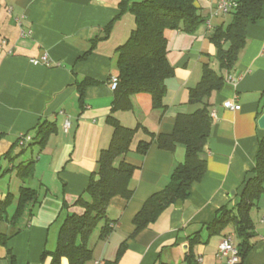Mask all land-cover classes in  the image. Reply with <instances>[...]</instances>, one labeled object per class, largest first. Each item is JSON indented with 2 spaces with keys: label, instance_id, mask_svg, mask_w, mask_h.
I'll list each match as a JSON object with an SVG mask.
<instances>
[{
  "label": "crops",
  "instance_id": "obj_1",
  "mask_svg": "<svg viewBox=\"0 0 264 264\" xmlns=\"http://www.w3.org/2000/svg\"><path fill=\"white\" fill-rule=\"evenodd\" d=\"M143 0H130V3ZM121 0H0V202L13 197L12 214L19 191L25 186L38 193L39 203L32 214L16 223L0 219V264H51L49 253L57 247L58 235L68 215H82L77 205L98 171V158L110 146L114 128L108 119L115 92L110 79L118 76L117 49L135 29V18L120 8ZM218 0H195L206 22L195 34L179 30L166 32L168 60L174 76L166 81L164 110L154 109L149 94L132 97V109L113 116L126 128L137 131L130 152L119 158L135 167L130 184L132 198L117 196L110 201L107 215L111 233L101 238V223L89 240L93 259L88 264H225L218 259V247L232 235L229 226L211 236L206 225L217 212L234 208L245 180L252 176L259 142L264 130V7L262 19L247 28V45L235 69L221 74L222 90L209 99L212 134L206 147L207 172L195 183L186 201L167 208L158 220L133 236L134 217L144 203L170 182L173 170L185 159V149L173 152L156 144L160 134H171L176 119L202 108L190 103V89L198 85L204 63L216 55L208 43L214 28L226 26V16L211 18ZM47 56L49 66L35 64ZM232 78L233 80H229ZM89 81L83 99L79 84ZM235 102L239 110L225 108ZM66 121L70 128L66 131ZM56 124L44 148L38 142L41 124ZM35 138L31 155L17 143L22 135ZM153 135L155 137L153 138ZM141 142L151 143L146 155L137 152ZM36 162L34 177L23 182L17 176L22 162ZM235 194L233 195V193ZM254 245L243 264H264V195L251 211ZM200 235L199 243L190 239ZM61 264H68L63 259Z\"/></svg>",
  "mask_w": 264,
  "mask_h": 264
},
{
  "label": "trees",
  "instance_id": "obj_2",
  "mask_svg": "<svg viewBox=\"0 0 264 264\" xmlns=\"http://www.w3.org/2000/svg\"><path fill=\"white\" fill-rule=\"evenodd\" d=\"M236 2L237 7L229 14L232 16L231 22L226 26L214 28L208 37L216 48L214 59L221 73H230L235 69L240 54L247 45L248 26L262 19L264 0ZM120 8L122 12L129 10L133 14L136 27L127 42L117 49L119 84L114 91L112 115L108 119L114 128L113 137L110 146L100 152L98 171L91 176L84 194L76 203L84 209V213L68 215L61 226L57 247L54 252L49 253L52 257L51 264H61L63 259H67L68 264H88L93 259L92 249L88 244L94 231L104 223L101 238L111 233V222L107 215L110 201L117 196L127 200L132 198L130 184L135 171L134 166L124 161L119 166H116V162L130 152L133 139L140 128L138 126L130 129L122 126L113 114L131 110L132 97L139 94H149L153 108L164 110L166 81L174 76V68L168 60L166 32L179 30L195 34L206 22L195 6V0H143L135 3L121 0ZM88 84L89 81L79 84L81 99ZM224 84V75L218 74L210 63H204L200 82L190 89V103L202 104L203 107L193 113L179 115L171 134H160L156 137V144L164 151L173 152L177 145H182L185 149V159L173 170L169 184L152 195L134 217L133 236L155 223L162 213L176 202L186 201L192 186L202 181L206 175V147L212 134L209 99L213 93L222 90ZM56 131V124H41L37 131V138H40L38 145L43 149L48 138ZM31 145L23 148L28 149ZM150 146L151 143L141 142L137 152L146 155ZM35 165L34 160L19 164L18 178L23 182L33 178ZM263 195L264 138L259 142L252 176L245 180L237 205L234 208H221L214 221L206 225L211 236L220 235L229 226L233 227L240 239L238 250L241 264L254 246L251 242L255 235L251 211ZM12 203L11 195L4 202H0V219L16 223L32 214L34 207L39 203L38 193L23 186L11 214L9 208ZM199 237L198 234L194 235L190 242L198 244ZM8 239V236H2L0 242L5 244ZM189 258L192 259L189 264H196L192 256L188 255Z\"/></svg>",
  "mask_w": 264,
  "mask_h": 264
},
{
  "label": "built area",
  "instance_id": "obj_3",
  "mask_svg": "<svg viewBox=\"0 0 264 264\" xmlns=\"http://www.w3.org/2000/svg\"><path fill=\"white\" fill-rule=\"evenodd\" d=\"M237 7L236 0H218L217 10L212 14L211 18L217 17L220 14L229 15L231 11H233ZM206 25L209 29H211V20L208 19ZM48 57L44 56L40 60H35V64H42L45 66H49ZM229 80H233L229 78ZM119 79L118 77H112L110 79V86L113 91H115L118 87ZM225 108L231 111L239 110V105L235 102H226L224 104ZM211 117H215V113L211 114ZM70 128V121H66L65 130L67 131ZM33 141V137L30 134L22 135L19 137L17 143L20 147H26ZM264 223V219L262 221ZM218 259L225 262V264H241V257L239 254L238 248L235 246L232 235H226L219 247L217 253Z\"/></svg>",
  "mask_w": 264,
  "mask_h": 264
},
{
  "label": "rangeland",
  "instance_id": "obj_4",
  "mask_svg": "<svg viewBox=\"0 0 264 264\" xmlns=\"http://www.w3.org/2000/svg\"><path fill=\"white\" fill-rule=\"evenodd\" d=\"M232 16H226L225 21L229 24L231 22ZM208 43L212 45V43L208 40ZM210 66L218 73L221 74V71L219 70V66L217 61L213 58L212 61L210 62ZM31 149H26L20 156L23 158L22 160H25L27 157L31 155Z\"/></svg>",
  "mask_w": 264,
  "mask_h": 264
},
{
  "label": "water",
  "instance_id": "obj_5",
  "mask_svg": "<svg viewBox=\"0 0 264 264\" xmlns=\"http://www.w3.org/2000/svg\"><path fill=\"white\" fill-rule=\"evenodd\" d=\"M259 127L261 129L264 130V114L262 115V117L259 119ZM235 194V192L233 193V195Z\"/></svg>",
  "mask_w": 264,
  "mask_h": 264
}]
</instances>
